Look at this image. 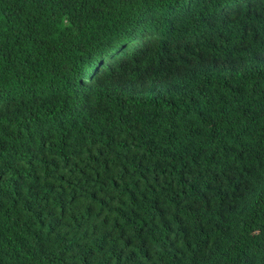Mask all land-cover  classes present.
Here are the masks:
<instances>
[{"label":"trees","instance_id":"obj_1","mask_svg":"<svg viewBox=\"0 0 264 264\" xmlns=\"http://www.w3.org/2000/svg\"><path fill=\"white\" fill-rule=\"evenodd\" d=\"M0 264H264V0H0Z\"/></svg>","mask_w":264,"mask_h":264}]
</instances>
